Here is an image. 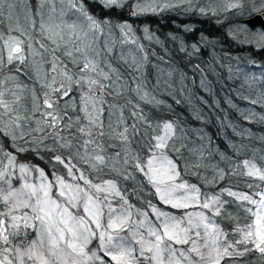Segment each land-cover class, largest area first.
Returning <instances> with one entry per match:
<instances>
[{
  "label": "snow or ice",
  "instance_id": "1",
  "mask_svg": "<svg viewBox=\"0 0 264 264\" xmlns=\"http://www.w3.org/2000/svg\"><path fill=\"white\" fill-rule=\"evenodd\" d=\"M95 6L223 16L261 68L236 69L241 98L264 109V0H0V264H264V148L234 146L251 156L201 176L206 149L162 98L191 104L189 82L198 72L207 89L214 69L192 65L189 80ZM201 41L179 51L196 56ZM243 115L264 125V111Z\"/></svg>",
  "mask_w": 264,
  "mask_h": 264
},
{
  "label": "trees",
  "instance_id": "2",
  "mask_svg": "<svg viewBox=\"0 0 264 264\" xmlns=\"http://www.w3.org/2000/svg\"><path fill=\"white\" fill-rule=\"evenodd\" d=\"M91 11L101 15H111L113 19L128 20L133 24L136 35L141 38V42L151 52L155 51L158 56H164L166 60L172 62V65L179 66L187 72L189 80L193 77L192 65L200 64L202 68L207 69L211 65L214 69L207 75L206 83H209L207 89L200 87V74H195V83L188 84L189 91L193 93L192 103L187 102L176 105L168 97H162L167 103L172 104L175 114L181 118L185 127L190 131V139L197 138L199 142V133H203L205 140L204 147L212 153L219 167H228L230 161L242 160L251 156L248 151L245 154L237 156L234 146L239 147L241 143L247 145L250 149L264 148L258 138L264 136V125L256 122H250L244 130H239L241 124H246V120L239 114L235 107L227 102L228 96L236 98V90H239L243 84L241 78H237L235 66L245 62L252 52L250 48H240L227 36L226 23H218L224 17H205L193 13H184L180 10L165 11L159 14H149L140 17H130L125 11L123 16H117V13H101L98 6L92 7ZM147 27L152 39L146 38L143 29ZM186 27L192 28L193 32L185 31ZM201 35L207 37L211 42L210 46H205L201 41L202 51L200 54L191 58L185 53L179 51L181 40L189 46L196 42ZM178 39L173 41L172 37ZM158 41V42H157ZM225 53L231 59L224 58L222 61L213 60V57H221ZM240 57L241 59H236ZM154 59V58H153ZM257 62H264V54L256 55ZM221 63L223 66H221ZM231 67V71L229 70ZM207 101V104L201 101ZM201 116L200 120L195 119L196 114ZM171 117L172 113H167ZM250 137H253L250 139ZM209 141H211L209 143ZM226 157L228 159L222 158ZM21 160H31L33 163H39L42 167L43 162L35 159L31 154H23ZM191 182L202 183L195 176L188 177ZM233 184L237 183L236 177L231 178ZM131 183V182H129ZM228 181L217 187H205L208 192L218 190V187L226 186ZM241 187L243 184L241 183ZM133 202L135 200L133 199ZM243 222V220L241 221Z\"/></svg>",
  "mask_w": 264,
  "mask_h": 264
},
{
  "label": "rangeland",
  "instance_id": "3",
  "mask_svg": "<svg viewBox=\"0 0 264 264\" xmlns=\"http://www.w3.org/2000/svg\"><path fill=\"white\" fill-rule=\"evenodd\" d=\"M226 23V25H227V22H225ZM260 63H262V62H257V65H259ZM264 63V62H263ZM237 68H240V69H242L243 70V72H247V73H255V74H257V75H259L260 74V72H261V68L260 67H258V66H255V65H251V64H248V63H241V64H239V65H237V66H235L233 69H235V71H236V69ZM236 75L238 76V77H240L241 78V80H243L242 79V76H241V74L240 73H238L237 71H236ZM244 83V82H243ZM243 85V84H242ZM236 94V98L235 97H233V96H228L227 97V102L229 103V101H231V103H229L231 106L233 105V104H235L236 105V110L239 112V114L240 115H242V117L244 118V115L243 114H247L248 112H250V111H253V110H255L257 113H260V112H262V111H264V109H262L259 105H251L250 103H249V101H247V100H244V99H242L241 97L242 96H246V95H249V92H248V90H247V86L246 85H244V87H242V88H240L239 90H236V92H235ZM246 122H248V123H246V124H241L240 126H239V130H244L246 127H248L249 125V123H250V121H248V120H246ZM195 145H199L201 142H199L198 140H197V138H195V137H193L192 139H190ZM205 140V139H204ZM205 148V147H204ZM206 149V148H205ZM204 156H205V163H207L208 164V167H207V169H204V168H201L200 169V172H201V176H204V175H208V176H210L211 174H212V169H213V166H219V163H216V161L214 160V158H213V155H212V153H210V152H208L207 151V149L205 150V152H204ZM194 183V182H193Z\"/></svg>",
  "mask_w": 264,
  "mask_h": 264
}]
</instances>
